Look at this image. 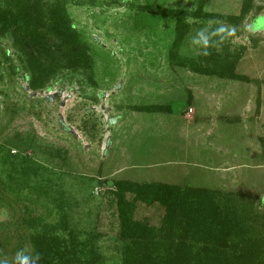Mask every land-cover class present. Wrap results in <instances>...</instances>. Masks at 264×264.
<instances>
[{
	"label": "rangeland",
	"instance_id": "1",
	"mask_svg": "<svg viewBox=\"0 0 264 264\" xmlns=\"http://www.w3.org/2000/svg\"><path fill=\"white\" fill-rule=\"evenodd\" d=\"M252 1L236 30L219 19L191 16L198 0H65L73 29L87 46L95 85L85 70H65L56 73L51 90L29 91L21 55L11 39L0 37V147L51 173L43 185L11 174L21 188L15 195L0 163V264H17L18 253L33 256L24 221H55L48 214L59 193L69 206V228L98 234L106 264H118L113 181L254 196L258 208L264 197V0ZM241 2L204 0L203 13L236 15ZM144 6L186 12L188 31L177 46L175 18L143 12ZM205 28L209 48L215 39L231 53L244 47L234 73L248 81L172 63V53L197 62L205 47L192 41ZM149 106L166 110H136ZM163 216L158 204L141 202L133 214L154 227Z\"/></svg>",
	"mask_w": 264,
	"mask_h": 264
},
{
	"label": "trees",
	"instance_id": "2",
	"mask_svg": "<svg viewBox=\"0 0 264 264\" xmlns=\"http://www.w3.org/2000/svg\"><path fill=\"white\" fill-rule=\"evenodd\" d=\"M198 2L196 12L191 16L219 19L236 30L253 8L252 0H242L238 14L216 16L203 13L204 0ZM142 11L175 18V46L188 31L185 11L151 6H144ZM258 17L256 14L252 23ZM0 37L11 39L14 49L21 55L27 74L24 80L33 93L51 90L50 82L56 81V73L65 70H85L83 75L89 83L96 84L91 77L92 63L87 46L73 29L65 0H0ZM222 41L215 39L213 47ZM227 46L219 45V50L207 46L197 62H189L186 58L176 60L174 53L170 59L176 66L189 64L191 71L201 75L248 81L234 73L244 47L231 53ZM3 56L6 60L9 58L7 54L3 53ZM78 83L83 85L82 81ZM136 110L152 113L166 108L149 106ZM18 136L15 135V141L22 142ZM0 152L2 172L9 182L12 181L15 190L21 188L11 174L20 175L23 180L25 177V182L33 177L36 182L39 180V185L50 181L47 173H51L33 163L29 156H18L3 147ZM2 188L4 190L3 185ZM18 189L14 190L15 195L19 193ZM112 189L110 195L115 199L119 221L114 239L118 264H264V197L257 208L254 196L180 188L162 182L113 181ZM61 197L59 193L51 198L53 211L49 212L48 218L55 216V221L40 216L24 221L29 227L27 237L32 255L39 254L40 264H106L108 258L101 253L98 234L80 233L69 228V206ZM138 202L147 206L158 204L164 209L158 226H148L133 218Z\"/></svg>",
	"mask_w": 264,
	"mask_h": 264
},
{
	"label": "clouds",
	"instance_id": "3",
	"mask_svg": "<svg viewBox=\"0 0 264 264\" xmlns=\"http://www.w3.org/2000/svg\"><path fill=\"white\" fill-rule=\"evenodd\" d=\"M224 28H218L216 29V32H224ZM216 33H212V35H215ZM193 44L201 45L203 47H207L210 43V37L208 34V30L201 29L197 32L196 36L193 38L192 41ZM205 55H207V52H205ZM17 264H40V256L39 254H35V256H20L19 253L17 254Z\"/></svg>",
	"mask_w": 264,
	"mask_h": 264
},
{
	"label": "water",
	"instance_id": "4",
	"mask_svg": "<svg viewBox=\"0 0 264 264\" xmlns=\"http://www.w3.org/2000/svg\"><path fill=\"white\" fill-rule=\"evenodd\" d=\"M108 185H111V182H110V183H108Z\"/></svg>",
	"mask_w": 264,
	"mask_h": 264
}]
</instances>
